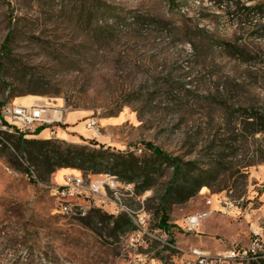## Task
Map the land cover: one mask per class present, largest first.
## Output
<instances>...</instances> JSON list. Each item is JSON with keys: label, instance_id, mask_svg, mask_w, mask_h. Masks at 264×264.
I'll use <instances>...</instances> for the list:
<instances>
[{"label": "rangeland", "instance_id": "rangeland-1", "mask_svg": "<svg viewBox=\"0 0 264 264\" xmlns=\"http://www.w3.org/2000/svg\"><path fill=\"white\" fill-rule=\"evenodd\" d=\"M263 3L0 0V51L6 49L0 101L29 97L61 108L60 137L54 139H95L140 157L156 151L196 159L209 169L222 163L208 178L211 186L173 205L161 201L174 172L164 164L144 201L152 213L151 235L134 241L135 227L115 233L113 223L98 222L94 213L70 217L59 211L51 185L71 169L43 180L34 165L32 174L26 172L27 160L20 168L0 155V264H175L172 255L184 250L247 245L264 207V132H254L264 123L252 124L244 110L255 105L264 112ZM13 92L19 95L9 98ZM93 117L99 131L87 126ZM66 125H78L80 132ZM0 126L13 127L6 129L1 119ZM47 128L27 131V137L40 138ZM202 191L216 208L227 195L242 212L215 213L188 232L186 217L207 208ZM120 192L128 206H142L127 190ZM160 207L168 210L171 233L157 229Z\"/></svg>", "mask_w": 264, "mask_h": 264}, {"label": "trees", "instance_id": "trees-1", "mask_svg": "<svg viewBox=\"0 0 264 264\" xmlns=\"http://www.w3.org/2000/svg\"><path fill=\"white\" fill-rule=\"evenodd\" d=\"M263 5L258 6L263 8ZM252 9L255 6H247ZM0 51V72L3 70L1 59L4 51ZM19 94L13 92L9 98H15ZM8 99L0 101V119L2 125L12 126L3 115V107ZM248 111L246 118L250 119L252 124L264 123V112L262 108L255 105H249L244 109ZM60 123L52 125L56 128ZM6 126V129H7ZM14 131V132H13ZM254 132H264V125H258ZM24 132L18 130H4L0 126V155L8 154L10 158L22 168V159L27 160L30 165L26 172L31 173V165L37 167L41 179H47L55 171L61 168H74L84 173H106L111 175L120 184L134 183L138 194L151 190L156 183L154 177L161 171L164 164H170L173 167V179L163 192L161 201L169 205L183 203L195 196L203 186H211L212 181L208 178L213 172H220L222 163L214 165L212 169L198 166L197 160H186L179 157H168L151 151L144 157L138 156L134 151H119L111 146H106L95 139H86V143L78 144L61 139H41L28 138ZM246 178L248 175L245 176ZM154 199L153 197L150 198ZM163 206V205H162ZM88 212L94 213L99 219L98 222L113 223V231H127L134 227L131 218L126 213L119 216H112L103 213L100 209L92 207ZM156 218L159 223L156 225L161 233H171V224L169 223V213L166 207H160L156 211ZM172 242L173 239H170Z\"/></svg>", "mask_w": 264, "mask_h": 264}, {"label": "built area", "instance_id": "built-area-1", "mask_svg": "<svg viewBox=\"0 0 264 264\" xmlns=\"http://www.w3.org/2000/svg\"><path fill=\"white\" fill-rule=\"evenodd\" d=\"M3 115L12 118L16 124L14 126L10 123L13 127L9 130H18L28 136L27 131H34L37 127L46 125L50 135L55 137L56 129L52 128V125L63 121L64 111L47 103L32 105L8 103L3 107ZM87 126L98 131L100 127L95 117L89 118ZM142 151L141 147L136 150L139 153ZM104 176L106 173H84L81 170L65 173L61 182L51 185V194L57 200L59 211L70 217H81L89 213L88 205H95V209H102L112 216L126 213L135 227L132 240L138 241L144 234L151 235L148 224L152 213L144 206L145 198L151 191L138 194L134 191L133 182L119 184L112 180L113 185L128 189L129 197L141 200L142 206L139 209H133L127 204H118L116 196H105ZM201 193L207 208L186 217L185 229L188 232L197 231L203 221L215 213L229 215L233 212H242V205L227 195L221 198V209H218L214 206V199L209 192ZM253 230L254 236L247 245H237L216 251L192 248L189 251L184 250L182 254H173L172 260L175 264H264V207L262 215L258 218V225ZM167 242L168 245L177 248L170 240Z\"/></svg>", "mask_w": 264, "mask_h": 264}, {"label": "crops", "instance_id": "crops-1", "mask_svg": "<svg viewBox=\"0 0 264 264\" xmlns=\"http://www.w3.org/2000/svg\"><path fill=\"white\" fill-rule=\"evenodd\" d=\"M37 103H38V101H35V100H33V98H29V97H17L16 100L14 101V104H18V105H32V104H37ZM66 127H67V129L75 130L74 131L75 133L80 132L78 125H66ZM55 129H56V136L55 137H60V129L61 128L59 126H57ZM81 135H83L86 138H88L90 136V135L85 134V133H81ZM36 136H38L40 138H52L48 128L46 130L42 131L39 135H36ZM72 136H75V135H72ZM69 169L73 170L74 168H61L59 171H61V170H69ZM260 181L264 182V173L261 174ZM253 225H254V228H255L256 227V223H254Z\"/></svg>", "mask_w": 264, "mask_h": 264}, {"label": "bare ground", "instance_id": "bare-ground-1", "mask_svg": "<svg viewBox=\"0 0 264 264\" xmlns=\"http://www.w3.org/2000/svg\"><path fill=\"white\" fill-rule=\"evenodd\" d=\"M72 171H77L76 169H73ZM71 171V172H72ZM112 180H114L115 182H117L113 176L111 175H106L104 176V192H105V196H116L117 197V203L118 204H125L124 200H123V194L120 192V188L121 189H125L121 186H115L113 185ZM120 184V183H119ZM123 184H130V183H123ZM128 191V189H125ZM134 191H135V184H134ZM95 207V205H88V209Z\"/></svg>", "mask_w": 264, "mask_h": 264}, {"label": "water", "instance_id": "water-1", "mask_svg": "<svg viewBox=\"0 0 264 264\" xmlns=\"http://www.w3.org/2000/svg\"><path fill=\"white\" fill-rule=\"evenodd\" d=\"M158 153V152H157Z\"/></svg>", "mask_w": 264, "mask_h": 264}]
</instances>
